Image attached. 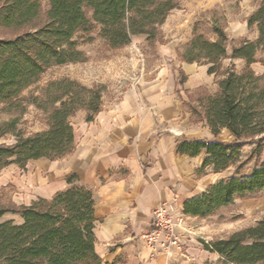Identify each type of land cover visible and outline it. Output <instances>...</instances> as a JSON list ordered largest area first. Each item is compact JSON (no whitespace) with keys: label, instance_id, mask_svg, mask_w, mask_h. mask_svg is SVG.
<instances>
[{"label":"trees","instance_id":"trees-1","mask_svg":"<svg viewBox=\"0 0 264 264\" xmlns=\"http://www.w3.org/2000/svg\"><path fill=\"white\" fill-rule=\"evenodd\" d=\"M42 14L40 0H0V27L19 31L0 39V104H13L21 92L34 85L53 65L86 60L74 37L99 27V35L108 48H121L134 36H147L153 42L158 27L178 7L177 0H47ZM89 13V16L87 14ZM247 25L257 26L255 41L243 40L227 55L228 39L215 27L216 38L206 40L193 33L183 61L208 65L207 72L221 74L222 60L244 59V72L226 70L217 81L218 92L196 100L189 112L198 121L205 120L215 140H182L175 145L180 155L195 157L205 152L202 174L206 168L215 174L246 164L242 144L246 139L264 136V73L256 76L250 69L255 53L264 48V0H260ZM177 85L183 89L186 74L178 71ZM51 111L48 128L31 136H17L11 145H0V171L9 164L22 168L29 160L50 161L73 152L75 136L69 118L84 110V120L93 121L101 110V91L87 88L65 78L52 81L45 90ZM37 98L33 103L36 104ZM187 104L186 102L184 105ZM46 110L47 107L40 106ZM235 137L224 143L216 137L221 129ZM15 129L14 121L0 124V137ZM54 193L50 199L39 197L29 205L0 206V220L6 213L19 214L22 222L0 221V264H101L95 253L93 234L94 200L91 192L74 184ZM264 188V161L247 177L232 175L207 186L203 193L186 200L183 215L204 217L219 207L232 204ZM203 250L216 253L230 264H264V218L256 225L234 231L226 238L202 243Z\"/></svg>","mask_w":264,"mask_h":264},{"label":"crops","instance_id":"crops-1","mask_svg":"<svg viewBox=\"0 0 264 264\" xmlns=\"http://www.w3.org/2000/svg\"><path fill=\"white\" fill-rule=\"evenodd\" d=\"M210 6L197 0L195 7L182 4L168 15L162 29L171 32L164 43H158L162 58L176 59V49L193 38L198 14ZM170 63L141 71L123 99L104 105L93 121L84 120V111L80 122L71 123L72 153L53 161L29 160L26 171L9 164L0 172V186L15 184L26 196L23 205L39 197L52 198L68 188L71 176L74 184L89 190L94 200V249L101 264H185L193 238L184 233L189 231L184 222L189 216L183 215L182 205L224 178L209 168L197 175L204 151L195 157L175 152L182 140H215L205 120L191 122V113L184 107L185 91L205 87L211 95L218 92L215 74L210 75L204 65ZM175 65L187 75L183 89L176 84ZM216 138L227 143L235 140L224 128ZM159 203L167 204L178 238L175 244L158 242L151 247L143 235L151 228L152 212ZM16 215L19 224L22 219Z\"/></svg>","mask_w":264,"mask_h":264},{"label":"rangeland","instance_id":"rangeland-1","mask_svg":"<svg viewBox=\"0 0 264 264\" xmlns=\"http://www.w3.org/2000/svg\"><path fill=\"white\" fill-rule=\"evenodd\" d=\"M200 1H204L205 4L209 3L211 6L200 11L198 14L193 26V33L195 32L196 35L200 34L206 40L213 41L216 38V34L213 31L214 28H222L229 41L227 55L230 54L232 47L239 46L243 43V40L255 41L258 37L257 26H248L247 19L255 12L260 0ZM177 2L178 7L176 9H180L182 4H185L187 7H195L197 5V0H177ZM40 3H42L41 12L43 14L48 8V2L47 0H40ZM87 16H89V13ZM163 25L164 23L158 27L159 33L153 42L147 41V36L140 34L136 37L134 36L129 44L116 49L108 48L104 44L103 39L99 35V27L97 26L93 27L90 32H78L74 40L84 52L85 61L51 66L41 75V79L38 82L21 92L18 101L10 105L0 104V124L9 121H14L15 123L14 131L7 132V134L0 137V145L7 146L14 144L18 139L17 136H31L37 132L47 130L48 116L51 109L46 101L45 90L52 81L69 78L87 88L96 87L101 91L100 102L103 108L104 105H110L122 100L125 93L132 88L135 79H137L141 71L146 70L151 72L158 66H161V64H171V61L174 63L178 61L185 62L182 56L188 49L190 42L183 45L180 49H176V59L162 58L159 55L158 43H164V37L170 31H164L162 29ZM18 32L0 27V39L13 37ZM255 60L256 62L250 65V69L254 71L256 76H260L264 73V48L256 51ZM203 62L200 59L198 63L192 64L208 66L203 64ZM245 67V60L238 62L230 57L222 60L221 74L215 75L216 83L223 77L222 73L226 70L241 74L244 72ZM173 69L177 74L176 82H178L180 78L178 71L181 70L176 65L173 66ZM178 88L181 89L179 86ZM184 93L187 98L185 101L187 104L184 107L186 106L188 111L191 106H198L196 100L200 99V97L211 95L205 87H199L195 91H185ZM36 98L37 102L34 104L33 101ZM37 103L40 106L47 107L46 110L42 107H37ZM83 115L84 110L78 111L69 118V121L75 125L77 122H80ZM191 122H198V119L192 117ZM242 145L241 159L245 160L246 164L241 170H237L232 166L217 174L218 177H224L225 179L232 177V175L247 177L253 168L264 161V136L248 138ZM23 169L26 171L25 166ZM210 179H213V177ZM25 197V195H21L17 186L13 183L0 186V206L9 207L11 204L17 206L23 205L22 200ZM10 217L13 218L11 220L14 223L20 221L17 215L11 212L6 213L0 221H6ZM193 217L189 216L184 221L189 230L184 232L185 235L189 236V240L193 238L190 245V253L188 254L189 258H185V264H230L225 262L216 253L204 251L202 243L226 238L234 233V231L254 226L259 220L263 219L264 188L243 198H235L232 204L221 206L210 215L202 218Z\"/></svg>","mask_w":264,"mask_h":264},{"label":"built area","instance_id":"built-area-1","mask_svg":"<svg viewBox=\"0 0 264 264\" xmlns=\"http://www.w3.org/2000/svg\"><path fill=\"white\" fill-rule=\"evenodd\" d=\"M151 228L143 235L146 243L154 247L160 242L161 246L175 244L177 240V223L173 221L166 203L154 207L151 217Z\"/></svg>","mask_w":264,"mask_h":264}]
</instances>
